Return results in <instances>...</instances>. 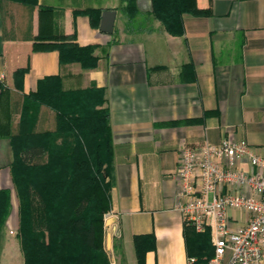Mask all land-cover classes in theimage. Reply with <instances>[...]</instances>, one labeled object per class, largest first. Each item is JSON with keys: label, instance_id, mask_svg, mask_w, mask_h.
Segmentation results:
<instances>
[{"label": "crops", "instance_id": "obj_1", "mask_svg": "<svg viewBox=\"0 0 264 264\" xmlns=\"http://www.w3.org/2000/svg\"><path fill=\"white\" fill-rule=\"evenodd\" d=\"M196 3L211 14H183L184 33L172 36L152 17L150 0H136L130 21L121 0H0V135L17 134L24 98L49 78H58L63 92L103 94L98 109L108 110L113 147L110 208L103 214L111 264H188L192 245L175 209L173 178L181 146L230 137L264 157V0ZM41 8L52 11L43 29L50 25L74 35L79 47H93L95 67L61 65L57 50L32 51ZM85 10L99 11L97 27ZM106 11L115 15L111 33L100 29ZM54 127V112L41 106L35 133ZM12 162L11 141L0 137V192L9 206L0 264H23ZM242 167L249 170L246 162ZM229 215L231 230L249 219L238 210Z\"/></svg>", "mask_w": 264, "mask_h": 264}, {"label": "trees", "instance_id": "obj_2", "mask_svg": "<svg viewBox=\"0 0 264 264\" xmlns=\"http://www.w3.org/2000/svg\"><path fill=\"white\" fill-rule=\"evenodd\" d=\"M150 1L152 17L172 36L183 35V14H211L199 8L196 0ZM121 2L125 3V18L134 19L136 0ZM97 12L81 13L97 27L93 22ZM39 20L41 29L33 52L57 50L61 65L76 62L84 69L95 67L93 47H79L74 35L57 34L50 25L43 29L44 22L51 24L50 9L41 8ZM104 102L98 90L63 92L59 79L49 78L24 98L17 134L0 135L10 139L13 149L10 172L19 204L17 236L23 264H111L103 248V214L110 208L113 171L108 110L98 109ZM41 106L55 114L53 131L34 132ZM40 158L45 161L34 164ZM8 210L7 192L1 191L0 233ZM184 234L192 245L189 258L195 264H206L203 257L209 260L214 255L209 231L196 233L185 225Z\"/></svg>", "mask_w": 264, "mask_h": 264}, {"label": "built area", "instance_id": "obj_3", "mask_svg": "<svg viewBox=\"0 0 264 264\" xmlns=\"http://www.w3.org/2000/svg\"><path fill=\"white\" fill-rule=\"evenodd\" d=\"M173 178L175 209L185 225L209 231L214 255L206 264H264V157L230 137L218 145L181 146ZM231 210L246 212L247 224L231 230Z\"/></svg>", "mask_w": 264, "mask_h": 264}, {"label": "water", "instance_id": "obj_4", "mask_svg": "<svg viewBox=\"0 0 264 264\" xmlns=\"http://www.w3.org/2000/svg\"><path fill=\"white\" fill-rule=\"evenodd\" d=\"M114 18L115 15L113 12H103L100 29L104 32L111 33L113 29Z\"/></svg>", "mask_w": 264, "mask_h": 264}, {"label": "rangeland", "instance_id": "obj_5", "mask_svg": "<svg viewBox=\"0 0 264 264\" xmlns=\"http://www.w3.org/2000/svg\"><path fill=\"white\" fill-rule=\"evenodd\" d=\"M38 113H39V111H38ZM21 115V114H20ZM37 118H38V114H37V117L35 118V121H34V128H35V125H36V122H37ZM50 131V130H49ZM52 131V130H51ZM34 132H35V130H34ZM46 132V131H45ZM45 160L43 159V158H40V159H36L35 160V163L34 164H41V163H43ZM18 232H19V230H18ZM17 235H18V233H17ZM106 253V252H105ZM106 256H107V254H106ZM107 259H108V257H107ZM203 261H208L207 260V258L206 257H203V259H202ZM108 261L110 262V260L108 259ZM111 263V262H110Z\"/></svg>", "mask_w": 264, "mask_h": 264}]
</instances>
